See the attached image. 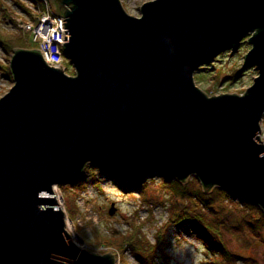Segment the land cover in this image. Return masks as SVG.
I'll list each match as a JSON object with an SVG mask.
<instances>
[{"label": "water", "instance_id": "1", "mask_svg": "<svg viewBox=\"0 0 264 264\" xmlns=\"http://www.w3.org/2000/svg\"><path fill=\"white\" fill-rule=\"evenodd\" d=\"M50 1L75 75L37 49L11 58L15 84L0 98V264H117L73 241L55 195L89 165L129 182L197 177L205 193L227 189L264 212V0H148L140 17L121 0ZM247 37L254 84L201 90L197 71Z\"/></svg>", "mask_w": 264, "mask_h": 264}, {"label": "rangeland", "instance_id": "2", "mask_svg": "<svg viewBox=\"0 0 264 264\" xmlns=\"http://www.w3.org/2000/svg\"><path fill=\"white\" fill-rule=\"evenodd\" d=\"M144 1L148 0H121L125 10L136 17L142 15L141 4ZM49 3L54 10L50 0ZM40 5L37 0H0V98L15 84L10 62L14 52L23 48L19 38H23V42L36 44L34 34L27 29V25L34 24L44 13L43 7L46 5ZM248 39L244 40L239 50L225 52L199 69L195 74L196 85L210 96L244 94L259 76L256 68L245 69L246 55L253 47ZM36 48L37 44L32 47L33 50ZM66 66V73L75 75L69 60ZM262 126L261 136L264 141V121ZM185 184H188L192 198L204 192L197 177H191ZM67 186H57L55 195L66 213L67 229L73 241L94 254H114L117 264L142 263L132 251H120L119 247L106 244L105 239L116 233L124 236L141 233L152 244H158L161 229L170 219V207L178 199L181 200L180 197L171 196L170 183L166 179L153 175L141 182L112 180L94 165L86 168L73 189H66ZM223 191H219L218 204L236 205L238 199L230 200L233 192H227L226 189ZM191 201L189 198L188 204L192 209ZM113 210L115 214L111 215ZM262 228L264 230V226ZM223 233L234 255L252 256L259 264H264V244L247 248L236 233ZM164 241L155 264H211L208 250L195 232L189 233L170 226L165 232ZM221 260L224 264H246L239 258L221 257Z\"/></svg>", "mask_w": 264, "mask_h": 264}, {"label": "trees", "instance_id": "3", "mask_svg": "<svg viewBox=\"0 0 264 264\" xmlns=\"http://www.w3.org/2000/svg\"><path fill=\"white\" fill-rule=\"evenodd\" d=\"M19 43L23 48L30 49L36 45L31 44L32 42L28 43V41L23 42V38H19ZM78 181L79 179L75 180L65 188L73 189ZM166 182L170 183L171 193H169L172 194L171 196L180 197L181 200L178 199V202L170 207V219L161 229L158 244H152L141 233L128 236L116 233L105 239L106 244L117 246L120 251H132L142 264H155L158 252L165 243V232L170 226H174L179 230L189 233L195 232L199 235V239L203 241L208 250L207 255L211 260V264H224L221 257L239 258L244 260L246 264H259L252 256L234 255L235 252L228 248L223 233L224 231L236 233L238 239H242L244 246L247 248L253 247L255 244H264V230L262 228L264 226V212L259 207L244 200H237L236 205L218 204L219 191H223L222 188H216L209 194L201 191L193 199L190 197L192 195L189 193L188 184L183 185L177 180H166ZM189 198L192 200V209L188 204ZM235 199L237 198L232 193L230 200L235 201ZM254 208L256 211H254ZM209 217L211 218L209 219Z\"/></svg>", "mask_w": 264, "mask_h": 264}, {"label": "built area", "instance_id": "4", "mask_svg": "<svg viewBox=\"0 0 264 264\" xmlns=\"http://www.w3.org/2000/svg\"><path fill=\"white\" fill-rule=\"evenodd\" d=\"M37 2L39 5H46L43 7L44 13L34 24H28L27 29L33 32L37 50L41 52L46 62L67 72V58L64 53V18L55 14L49 0H37Z\"/></svg>", "mask_w": 264, "mask_h": 264}, {"label": "bare ground", "instance_id": "5", "mask_svg": "<svg viewBox=\"0 0 264 264\" xmlns=\"http://www.w3.org/2000/svg\"><path fill=\"white\" fill-rule=\"evenodd\" d=\"M56 189V188H55ZM57 199H58V197H57ZM74 237L76 238L77 237V235H74Z\"/></svg>", "mask_w": 264, "mask_h": 264}]
</instances>
